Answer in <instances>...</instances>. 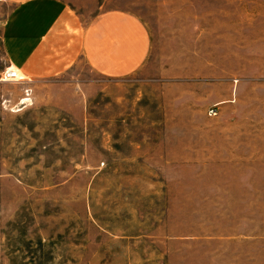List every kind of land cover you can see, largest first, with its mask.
<instances>
[{"label":"rangeland","instance_id":"rangeland-1","mask_svg":"<svg viewBox=\"0 0 264 264\" xmlns=\"http://www.w3.org/2000/svg\"><path fill=\"white\" fill-rule=\"evenodd\" d=\"M67 1L149 55L0 82V264H264V0Z\"/></svg>","mask_w":264,"mask_h":264},{"label":"crops","instance_id":"crops-1","mask_svg":"<svg viewBox=\"0 0 264 264\" xmlns=\"http://www.w3.org/2000/svg\"><path fill=\"white\" fill-rule=\"evenodd\" d=\"M149 51V33L131 13L101 11L84 26L67 0H0V73L10 67L23 84L65 73L78 56L96 74L122 78L138 71Z\"/></svg>","mask_w":264,"mask_h":264},{"label":"built area","instance_id":"built-area-1","mask_svg":"<svg viewBox=\"0 0 264 264\" xmlns=\"http://www.w3.org/2000/svg\"><path fill=\"white\" fill-rule=\"evenodd\" d=\"M0 82H13V83H22L24 79L19 76V72L13 70L12 68H6L0 73ZM26 93H29V90H26ZM211 113H214L212 111Z\"/></svg>","mask_w":264,"mask_h":264},{"label":"bare ground","instance_id":"bare-ground-1","mask_svg":"<svg viewBox=\"0 0 264 264\" xmlns=\"http://www.w3.org/2000/svg\"><path fill=\"white\" fill-rule=\"evenodd\" d=\"M26 101H28V100L27 99H24L23 102H22V104H25Z\"/></svg>","mask_w":264,"mask_h":264}]
</instances>
